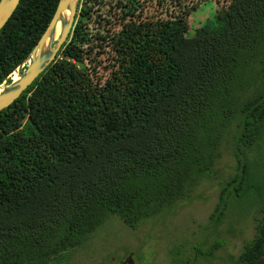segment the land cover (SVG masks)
<instances>
[{
    "label": "trees",
    "instance_id": "16d2710c",
    "mask_svg": "<svg viewBox=\"0 0 264 264\" xmlns=\"http://www.w3.org/2000/svg\"><path fill=\"white\" fill-rule=\"evenodd\" d=\"M204 1L79 0L55 58L0 109V264H62L112 214L135 227L211 178L227 148L233 173L199 225L246 202L257 215L234 264H264V0H212L188 34ZM56 2L18 1L0 84Z\"/></svg>",
    "mask_w": 264,
    "mask_h": 264
},
{
    "label": "rangeland",
    "instance_id": "374dc122",
    "mask_svg": "<svg viewBox=\"0 0 264 264\" xmlns=\"http://www.w3.org/2000/svg\"><path fill=\"white\" fill-rule=\"evenodd\" d=\"M213 13L214 2H202L190 14L187 33L192 34ZM14 72L9 74L10 80ZM233 167L234 158L229 148L224 149L216 163L217 172L200 179L168 210L135 227L124 224L115 214L109 215L81 245L68 250L62 264H234L243 241L253 233V215H257L253 207L234 199L227 204L217 229L199 225H206L220 179L233 173ZM214 238L219 244L210 254L208 245Z\"/></svg>",
    "mask_w": 264,
    "mask_h": 264
},
{
    "label": "water",
    "instance_id": "95a60500",
    "mask_svg": "<svg viewBox=\"0 0 264 264\" xmlns=\"http://www.w3.org/2000/svg\"><path fill=\"white\" fill-rule=\"evenodd\" d=\"M19 0H0V28L10 16ZM79 0H57L50 20L39 38L17 65L16 78L0 84V109L10 104L20 92L47 66L54 58L60 45L65 40ZM59 22V31L55 28ZM24 66L23 69L21 67ZM125 263V262H124Z\"/></svg>",
    "mask_w": 264,
    "mask_h": 264
},
{
    "label": "bare ground",
    "instance_id": "6f19581e",
    "mask_svg": "<svg viewBox=\"0 0 264 264\" xmlns=\"http://www.w3.org/2000/svg\"><path fill=\"white\" fill-rule=\"evenodd\" d=\"M58 31H59V22L57 23L56 28H55V35H57ZM16 76H17V74L14 72L12 79H15Z\"/></svg>",
    "mask_w": 264,
    "mask_h": 264
},
{
    "label": "flooded vegetation",
    "instance_id": "af4514ba",
    "mask_svg": "<svg viewBox=\"0 0 264 264\" xmlns=\"http://www.w3.org/2000/svg\"><path fill=\"white\" fill-rule=\"evenodd\" d=\"M123 264H125V263L123 262Z\"/></svg>",
    "mask_w": 264,
    "mask_h": 264
}]
</instances>
